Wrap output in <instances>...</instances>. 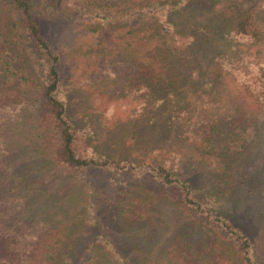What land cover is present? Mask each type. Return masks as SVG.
I'll return each mask as SVG.
<instances>
[{
    "label": "trees",
    "instance_id": "obj_1",
    "mask_svg": "<svg viewBox=\"0 0 264 264\" xmlns=\"http://www.w3.org/2000/svg\"><path fill=\"white\" fill-rule=\"evenodd\" d=\"M261 144L264 0H0V264H264Z\"/></svg>",
    "mask_w": 264,
    "mask_h": 264
},
{
    "label": "rangeland",
    "instance_id": "obj_2",
    "mask_svg": "<svg viewBox=\"0 0 264 264\" xmlns=\"http://www.w3.org/2000/svg\"><path fill=\"white\" fill-rule=\"evenodd\" d=\"M120 100H115L113 101V103L110 104L111 106V110L114 111V113L116 114H123L124 112V107L119 103ZM264 160V145H260L259 148L257 149V153L254 154L253 156H249V160L247 162H244V164L240 165L238 167V173L239 174H243L245 172V170H249V167H255L254 165H256L257 163L261 162ZM239 176L242 175H238L236 176V180H238ZM252 192H255V190L253 189ZM244 193H242V195H244Z\"/></svg>",
    "mask_w": 264,
    "mask_h": 264
}]
</instances>
